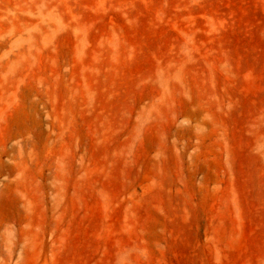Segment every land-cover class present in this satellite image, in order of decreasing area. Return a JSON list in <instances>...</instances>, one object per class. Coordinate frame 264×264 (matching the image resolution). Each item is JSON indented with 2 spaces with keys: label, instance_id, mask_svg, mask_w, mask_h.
Instances as JSON below:
<instances>
[{
  "label": "rangeland",
  "instance_id": "rangeland-1",
  "mask_svg": "<svg viewBox=\"0 0 264 264\" xmlns=\"http://www.w3.org/2000/svg\"><path fill=\"white\" fill-rule=\"evenodd\" d=\"M0 264H264V0H0Z\"/></svg>",
  "mask_w": 264,
  "mask_h": 264
}]
</instances>
